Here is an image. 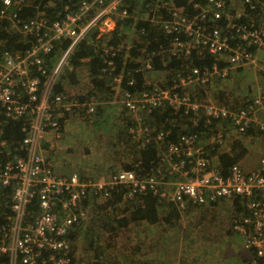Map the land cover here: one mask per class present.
Here are the masks:
<instances>
[{
  "label": "built area",
  "instance_id": "2783aa9c",
  "mask_svg": "<svg viewBox=\"0 0 264 264\" xmlns=\"http://www.w3.org/2000/svg\"><path fill=\"white\" fill-rule=\"evenodd\" d=\"M128 1L78 0L71 10L65 3L60 18L51 20L52 16L47 18L39 12V16L23 20L18 15L22 6L18 10L13 7L22 0H0V21L6 20L7 30L28 44L23 50L0 53V213L4 217L0 223V255L7 257V264H69L70 258L60 251L69 247L67 234L72 225L86 219L81 201L90 192L106 197L113 188L123 185L129 188L128 196L150 189L160 199L172 200L179 211L189 205L213 204L221 198H240L244 210L231 216L230 227L243 238L244 249L253 254L249 264H264V152L254 168L243 167L237 159L225 174L212 165L207 152L234 150L235 143L226 138L231 128L243 134L254 127L264 134V90L247 101L235 98L228 102H236L235 107L203 103L195 92L186 90L195 89L194 85L210 86L214 79H225L235 69L256 64V52L264 50V0L233 2L238 5L241 1L242 7L230 6L227 0H188L193 14L174 0H142L141 5ZM142 5L147 14H152L144 16ZM228 7L243 11L231 16ZM160 10L167 16L158 17L156 12ZM151 20L168 36V46L159 49L183 59L182 64L164 87L154 85L139 91L137 102L126 91V108L132 113H150L164 102L174 109L184 106L185 111H201L206 128L198 132L183 130L176 141H167L161 164L150 172L118 170L99 181L76 172L56 173L49 158L42 155L40 144L47 133L60 126L54 112L67 96L63 92L53 94L52 89L62 68L90 30L96 29L99 38L111 36L117 22ZM61 40L68 41L65 49L56 46ZM118 50L114 46L106 49L111 56ZM194 50L200 58L213 57V61L191 66L189 57ZM159 53L155 50L153 54ZM145 67L154 71L150 61ZM127 75L130 85L133 78ZM122 77L114 76L113 83L119 84ZM92 111V106L87 107V112ZM10 120L22 122L23 134L18 140L4 138ZM139 133L140 144H160L168 131L153 133L150 127H144ZM171 178L172 187L167 190L163 185ZM7 191L9 197L4 196ZM34 201L37 212L30 213Z\"/></svg>",
  "mask_w": 264,
  "mask_h": 264
},
{
  "label": "trees",
  "instance_id": "16d2710c",
  "mask_svg": "<svg viewBox=\"0 0 264 264\" xmlns=\"http://www.w3.org/2000/svg\"><path fill=\"white\" fill-rule=\"evenodd\" d=\"M77 1L78 0H22L20 5H15L13 7L18 10L22 6L18 10V15H20L21 19L23 20L31 18L39 12L43 14L45 13L47 18H51L52 16V20L60 18L63 15V8L66 5L65 3H69V9L71 10L74 8L72 3ZM174 1H176V3L179 5H184L186 9L189 6L188 0ZM128 2L129 4L133 3L134 5H141L143 3L139 0H130ZM147 2L148 1L146 0V3ZM35 6H38V8H35ZM156 15L158 17L167 16L166 12L163 10L156 12ZM211 23V21H208V24ZM6 24V20L0 21V53H3L5 50L11 51L25 49L28 46V44L24 42L25 40L21 36H15V32L12 33L11 31H8ZM132 25V23L127 21H121L120 23L117 22L116 28L110 32L111 36L108 34L105 37L104 35H101L99 38H96L97 35H86L84 40L76 47L73 55L70 58L69 64L74 67L85 64L88 68V75L95 83L96 87L99 88L98 90L102 89L103 84L106 83V81L113 83V77H117L120 74L124 75L122 77V81L120 82L121 91L126 90L132 94L135 91H141L144 89L149 90L151 86L146 84L143 72L137 67L138 64L141 66L143 63H138L134 59L138 58L135 48H132L129 52L126 51V48L124 47L125 49L122 48L121 50L116 51L113 56H111L110 53L106 51V49L110 46L109 44H114V47L118 48L120 42L119 40L116 41V39H118L119 36L122 35V39L129 38ZM137 26H141L150 30L144 39V41L147 42V46L143 55L146 56L145 60H148L152 63L154 70H176L180 68L183 59L176 58L175 56L168 58V60L166 58H162L164 56L163 54H167L166 51L162 49L168 46V39L167 37L164 38L163 33L160 35L156 32L155 29L157 25L146 22L140 23V25L137 24ZM133 28L134 32H136L137 27L134 25ZM88 38H91L92 40L87 42ZM67 45V40H61L56 44L57 47H62L64 49ZM131 47L133 46L130 45V48ZM135 47H138V44H136ZM155 50L160 53L153 54ZM109 61L112 62L111 65H108ZM189 61L191 66L201 67L202 65L210 64L213 61V57L200 58V56H198L194 50L192 57H189ZM127 73H130L131 77L133 78V83L130 85L127 83L129 78ZM120 83L114 84L119 87ZM60 90V84L57 83L53 87L52 93L54 94ZM198 97L202 102L201 97L199 95ZM168 116L170 119H167ZM166 119L168 121L165 123L166 126H161L162 122L166 121ZM57 120L59 121L60 125L63 123L62 127L59 126L58 131L64 132L68 123L65 125L64 118L62 119L61 117H58ZM132 120H130V124ZM134 120H136V117ZM141 120L143 123L140 124L138 122L136 126H133L135 123L131 125L133 126V129H135V132H131L130 129H128V137L132 141H135L133 137L137 138L136 134H138L139 131L144 127H150L152 132L155 130L161 131L163 128L164 130L168 131V134L166 139L160 144L150 142L142 145L138 143V156L135 157L130 165H126L125 167V169H135L137 172H140V170L144 172H150L151 170L158 168L161 164L160 159L165 152V144L167 141H176L179 133L183 132L181 129L184 126L189 125L188 129H185L188 132H198L202 129V126H205L204 117L201 111H193L191 109L185 111L184 106L174 109L166 102H164L163 105L154 107L150 113H146L144 116H142ZM184 120L189 121L185 123ZM155 121L158 123V126L153 129L152 124ZM194 122L196 123L194 124ZM21 128V121L10 120L5 126L3 133L4 138H14L17 140L20 139L23 134ZM252 130L253 132L251 133L254 134L251 136H264V134L256 128L252 127ZM243 134L246 135V133ZM238 136L241 137V134ZM40 146L44 149L48 148L44 147L46 146L45 144H40ZM205 149L207 151V148ZM232 151L236 153V150H230L227 152L212 150L210 153L209 151L207 152L209 156L213 155L214 157V160H211L212 165H216L217 168L221 170L223 174H225L229 165L234 163L242 153H245V149H242L236 155H232ZM134 165L136 166L135 168H133ZM128 192H130L129 188H124L123 185L116 186L110 191L107 200H104L100 204L95 203V205L92 206V211L89 213L87 222L81 220L72 225L67 234L69 247L60 251V253L65 254L62 256H67L70 258L69 264H138V259L147 255L146 248L148 246H146L147 240L145 239L149 235L155 234L154 229L160 225H170L171 229H174L176 221L181 217L179 215L180 212L183 213L191 209V207L201 206L189 205L185 210L178 211L172 200L160 199L158 195L150 191V189H147V191L135 192L130 196H128ZM92 195L103 196L93 193ZM4 196L9 197V192H5ZM87 199L88 198H85L84 201H81L83 209H86L89 205V200ZM217 203L218 201L213 203V205H216ZM233 204L237 209L242 211L244 210V205L242 202H240V198L234 199ZM164 206H169L170 209L166 210L164 209ZM30 210V213L37 212L36 201H34L30 206ZM6 212L10 213L8 209ZM95 215L96 221H93L92 219ZM3 219L4 217L0 213V223H2ZM143 221L146 223L143 224ZM129 225H134L131 228V231L129 230ZM142 225H145V229L142 230V233L137 235V229ZM121 230H123V234L120 235ZM230 233L231 239H233L235 243L236 241L238 242V237L242 242V246L244 245L243 238L239 233H236L232 228ZM129 234H132V237H127L126 243L128 244L131 251L121 250L120 248L116 247L115 244L109 243L110 240L113 242L115 239H119L120 236L122 237V235H124L123 237H125ZM78 241H81L83 246L93 248L92 258L84 255V253L81 251L78 252L80 248L77 243ZM124 244L120 242L119 245L123 246ZM190 248L189 256L190 258H194L196 254L195 250L191 245ZM214 248L215 247H213V249ZM217 249L221 254L225 251V247H217ZM203 250L204 249L201 248L203 256H205V251ZM248 252L249 256H253L250 251ZM0 264H7V257L5 255H0Z\"/></svg>",
  "mask_w": 264,
  "mask_h": 264
},
{
  "label": "rangeland",
  "instance_id": "374dc122",
  "mask_svg": "<svg viewBox=\"0 0 264 264\" xmlns=\"http://www.w3.org/2000/svg\"><path fill=\"white\" fill-rule=\"evenodd\" d=\"M227 2L230 6H233L231 5L230 0H227ZM233 2H236V0H233ZM237 6L242 7L241 1L235 7ZM141 9L144 16L152 14H147V11L143 8V5L141 6ZM186 10L187 12L193 14V10L190 7H187ZM227 11L231 16H233L235 13H239L243 10L242 8L233 9L232 7H228ZM140 23L146 22L141 21ZM140 23L138 24L140 25ZM150 23L157 25L155 30L158 34L161 35L163 33L160 30L159 25L154 20H151ZM134 25L137 27L136 32H134ZM149 31V29L142 28L141 26L138 27L137 24H133V33L130 32L129 38L127 39H119L120 43L118 49L121 50L125 47L126 51L130 52L132 48H135L137 51L138 58L134 59L138 63H143L141 64V66L138 64L137 67L140 71L143 72L146 84L149 86L155 85L157 87H164L167 82L174 77V70H145V62L148 60H145L146 56L143 55L147 46V42L144 41V39L146 34L149 33ZM11 32L13 33V31ZM88 34H92L93 36L97 35V30L92 29L89 31ZM163 34L164 38L167 37L168 39V36L165 33ZM91 40V38H88L87 42H90ZM129 44L133 47L130 48ZM136 44H138V47H135ZM109 45L114 46V44ZM263 51L264 50H259L256 52L257 62L255 65L249 64L240 67V80L237 79V69H235L232 71V74L228 75L225 79H214L211 82L210 86L194 85L195 89L186 88V90L188 92H195L197 96L199 95L203 103L213 102L228 104L229 101L235 98H240L242 99V101H247L251 99L260 90H264ZM166 53L167 54H163L164 56L162 58H166L168 60V58H171V56L169 55L172 54L169 50H166ZM57 56L58 54H56V57ZM69 61H67V64L64 65L56 79V83H59L61 87V90L58 91V93L63 92L67 97L63 103V106H61L59 109H56L54 112L56 117H61L62 119L64 118L65 125L67 123L68 125L64 132L57 130L55 132H49L45 135L46 137L43 139L41 144H45L46 146L44 147L48 148L44 149L41 147L42 155L49 158L52 165L55 167L56 173L66 175L71 172H76L85 179H91L92 181L107 179L110 174H113L118 170H128L125 169L126 165H130L131 162L135 159V157L138 156L139 153L137 145L142 139V134L139 133L138 138L133 137L135 141H132L128 137V129H132L133 126H136V124H138V122L140 124L143 123L141 117L144 116L146 112L139 111L137 113H132L126 108V90H120L121 83L118 87L114 83L106 81V83L103 84L102 89L98 90L99 88L96 87L95 83L90 79L88 75L87 66L85 64H81L74 67L69 64ZM255 76H257V78H255ZM131 99L138 101L139 91H135L134 93H132ZM228 105L231 107L238 106L236 102L230 103ZM66 106L69 107L68 110H65ZM89 106L93 107V111L90 113L87 112V107ZM135 117L137 121L134 120ZM167 119H170V117L168 116ZM167 119L166 121L162 122L161 126H166L165 123L168 122ZM130 120H132L131 124ZM184 121L185 123H187L189 120ZM60 126L62 127L63 123ZM157 126L158 123L155 121L152 124V128L154 129ZM188 127L189 125H186L181 130L188 129ZM204 128L206 127L202 126V129ZM250 129L246 132V135L243 136V134H241V137L238 136L240 133H238L233 128L228 131L226 135L227 140H230V143L231 141L235 143L234 150H236V153H234V155L238 154L241 149H245V152L248 153L251 158H254L255 156L256 158H258L261 155V148H263L264 139L262 136L259 135H257L255 139L248 137L254 134L251 133L253 131H250ZM155 132H157V130H155L153 133ZM204 139L205 137L203 136L202 140ZM107 144L111 152L106 149ZM211 160H214L213 155H211ZM248 161V158H244L240 164L246 168V165H250L248 164ZM135 167L136 166L134 165L133 168ZM161 168L163 167L161 166ZM252 168H254V166H252ZM252 168L250 167L247 169ZM140 172L144 171L140 170ZM167 183L169 184L163 185L164 188L167 190L171 189L172 186L170 183H172V178L168 180ZM85 198H88L87 200H89L88 207L86 209H83V211L87 213L84 222H87L89 213L92 211V206L95 205V203L100 204L104 200H107L108 196H94L91 193H88ZM215 206L220 209L222 208V205L216 204ZM164 209L169 210L170 208L169 206H164ZM92 220L96 221V215ZM142 223L145 224L146 222L143 221ZM179 223L184 226L188 224V220H183L182 218L181 220H178V223H175V226ZM133 226L134 225L128 226L130 231ZM143 229H145V225L138 227L137 235L142 233ZM121 234H123V230H121L120 235ZM123 236L124 235H122V237L120 236L119 239H115L113 242H111L110 240L109 243L115 244L116 247L120 248L121 250L131 251L128 244L126 243V239L129 236L132 237V234H129L125 237ZM120 242L125 244L123 246H120ZM77 243L80 247L78 252L81 251L84 253V255H87L92 258L93 248L83 246L81 244V241H78ZM190 245H192V242L186 244V249L184 250V253L182 252V259L181 255L176 253L175 255H165L164 261H161V256L158 253L152 252L153 250H156V248H154L153 246L147 247V255L139 258L138 264H143V262L144 264H200L203 257H201V260L199 261L190 258ZM214 246L215 248L213 249V259L216 264L220 262V256L216 247L218 245L215 244ZM220 246L223 245L220 244ZM194 250L195 253L200 256L201 250L196 248H194ZM205 250L206 249H204L203 251ZM236 252L237 247H235L234 250L231 251V263L228 264H249V259L251 255L248 257L246 263L244 259H240L239 257H236V255H234V253ZM210 255H212L211 252Z\"/></svg>",
  "mask_w": 264,
  "mask_h": 264
},
{
  "label": "crops",
  "instance_id": "0c3cea01",
  "mask_svg": "<svg viewBox=\"0 0 264 264\" xmlns=\"http://www.w3.org/2000/svg\"><path fill=\"white\" fill-rule=\"evenodd\" d=\"M232 5L236 6V3H233V0H230ZM132 32V29H130ZM239 71V73H238ZM259 72V71H257ZM256 72V73H257ZM236 76V74H235ZM241 69H237V79L240 80ZM260 77V76H258ZM257 78V76H255ZM252 139H255L254 136H248ZM106 149L111 152L108 144ZM242 150V149H241ZM262 153L264 152V145L261 148ZM260 150V152H261ZM244 158H248V164L246 168H252L257 164L258 158L256 156L251 158L248 153L245 152L240 155L238 161H242ZM243 166V165H242ZM244 167V166H243ZM234 199L229 198H221L218 200L217 205H222V208H218L213 204L201 205L198 207L191 208L190 211L180 212L181 220H188V224H176L175 230L171 229L170 225H160L156 229H154L155 234L149 235L145 240L146 246L154 247L156 250L152 252L158 253L161 256V261H164L165 255L171 254L175 255L176 253L181 255L182 252L186 249V244L192 242L194 248H203L205 250V256H203V252L201 251L200 256L195 254V257L192 259L201 260L200 264H215L213 259L214 245H218L216 247H225V251L221 254L220 251V262L216 264H228L231 263L230 253L237 247V252L234 253L236 257L240 259H244L247 263V259L249 257V252L244 249L242 246L241 240L237 237L238 242L231 239V227H230V219L234 213H240V209H237L233 204ZM178 220L176 223H178ZM181 225V226H180ZM174 230V231H173ZM156 242V243H155ZM222 244L223 246H220ZM236 244V245H235ZM174 248V249H171ZM209 249V250H207ZM210 252L212 255H210ZM244 262V263H245ZM162 264V263H161Z\"/></svg>",
  "mask_w": 264,
  "mask_h": 264
}]
</instances>
